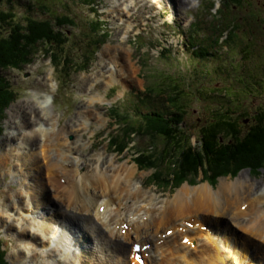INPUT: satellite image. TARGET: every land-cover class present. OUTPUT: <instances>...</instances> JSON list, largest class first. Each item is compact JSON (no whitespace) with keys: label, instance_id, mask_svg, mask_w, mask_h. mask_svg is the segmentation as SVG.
Returning a JSON list of instances; mask_svg holds the SVG:
<instances>
[{"label":"rangeland","instance_id":"374dc122","mask_svg":"<svg viewBox=\"0 0 264 264\" xmlns=\"http://www.w3.org/2000/svg\"><path fill=\"white\" fill-rule=\"evenodd\" d=\"M86 2L92 3L87 5ZM173 2L171 0H49V3L46 4L47 7L50 6L49 11H45L35 0H0V11H10L11 14L16 15L15 17L8 16L9 19L16 22H21L30 16L35 20L47 19L50 21H53L55 17L69 16L75 23V26L64 24L60 29L67 38L62 47L61 60L69 57L72 64L68 63V68L61 70L57 66L53 67L49 56H45L43 51L47 49V46H38L34 50V57L30 64L22 65L19 68L10 67L2 72L9 82L10 88L16 93L15 100L6 109L0 124V252L3 253L6 264H34L30 261L29 253H27L33 249L39 250V253L43 251L39 257L42 264H58L57 260L53 261L55 257L48 256L49 249L52 247L61 249L60 255L56 257L62 262L61 264H81V261L86 260H90L88 264H110L104 259L114 257L113 249L108 246L109 240L106 238V234L93 223V218L81 216L83 214L72 216L73 210L66 209L65 203L61 205L56 201L62 194L51 186L47 180L49 176L47 173H44L42 178L40 177L41 183L47 188L45 205L52 203L53 210H59L66 214L68 211L75 226L69 225V223V226H59L61 217L59 223L51 225L52 228L60 232L59 238H51L49 243L45 239L39 238L35 241L36 244L30 243L25 238V241L30 244L28 247H33L30 250H25L26 244L21 243V240H17L15 237L20 222L25 218L27 224H32L30 229L28 228L30 230L29 240H31V228L34 231L41 225V221L46 222V220L40 219V216L36 217V214L42 212L35 213L36 207L33 209L21 208L17 198L22 199L23 197L20 194L16 196V192L20 188L18 183L24 181V176H27L28 184H33L38 173L37 169L31 170L28 165L22 167L21 162L15 156L18 154L17 151L19 153L21 151L18 148L22 142L19 138H22L23 135L16 137L13 142L3 139L4 136H9L14 131L16 124L20 126L24 121L20 106L35 108L37 102L39 103L38 108H41H36L37 114L44 116L45 112L47 115L45 118L54 125V130L56 132L60 130L61 144L69 143L71 148L79 149V152L71 156V158H80L86 163V166L80 169L79 175L87 173L93 178L110 176L111 180L116 181L119 177L123 180L127 171H133L130 187L132 191L139 188L141 193L139 199L133 197L127 202L126 211L130 207L129 209L133 212L135 208L139 207L140 211L137 212V215L148 221L145 220V223H148L147 229L152 221H155L156 224L162 221L163 217L159 219L155 215L166 207L162 226L157 229V233H166L170 228L172 230L174 224L182 227L181 222L183 221H190L194 225V221H197L198 218L204 224L203 229H209V233L215 238L217 235V246L231 249L227 252L219 251L206 231H194L192 235L197 237L198 247L187 253L179 246V242L177 243L180 234H175L177 235L176 242L169 240L171 235L168 236L169 238L166 237L167 249L158 248L156 251L157 244H153L150 253L152 256L145 261V264H150L152 260L154 262L151 264H236L238 259L240 264H249V262L256 264L253 260L254 255L264 256L262 238L257 236L260 239L258 240L255 236L246 233L248 226H251L249 222L255 213L235 219L240 227L233 223V219L231 220L232 216L236 214V211L233 210H236L238 206L242 207L246 203V199L253 197L252 195L264 196V167L256 172H252L249 168H243L235 175L228 173L217 176L214 185H209L208 181L203 179L202 169H200L198 175L186 176L185 180L179 183L175 189L169 190L170 188L166 189L165 186L149 183L148 177L153 169L151 167L141 168L137 161V164L135 163L136 158L142 152H150V146H153L154 151L158 152L165 143L160 139L150 140V143L148 138L132 135L122 136L117 124L111 119L112 116L109 112L111 108H116L121 114L124 112L136 113L135 106L138 113H147L146 111L151 112V110L170 113L174 112L173 106L175 105L179 111H182L184 120L180 144L183 146L184 139L187 137L194 149L199 146L197 141L200 137V130L216 119L215 113H226V121L229 124L237 121L240 123L239 114L242 117L253 119L247 121V124L241 128L236 124L239 130H247L255 122L259 125V121L255 118L264 108V0H245L241 6L232 3L229 4L230 6L227 5L225 10L224 0H188L186 3L182 0H173ZM219 2L222 4L220 12L213 14L219 6ZM179 6L181 8H178ZM94 10L96 11L93 12ZM140 13L141 18L139 17ZM97 17L103 21L102 30L106 37L100 42L102 45L96 47L97 38L92 31L99 28L94 27L91 30L89 22L92 19L94 21ZM229 20H235V22L230 23ZM232 25H234L233 33L226 42L228 34L225 30L232 29ZM0 26L4 32L5 27L3 24ZM215 38L216 45L212 43ZM206 53L210 55L206 56ZM119 57L128 58V66H125V62ZM102 59L104 61L99 64ZM100 65L106 66L105 73L100 72ZM110 66L115 67V74L108 71ZM103 77L105 78L102 79ZM96 78L99 81H96ZM163 82L170 85L169 87L177 84L180 90L177 104H169L165 96H155L160 84H163V88L168 87ZM145 89L148 92L144 94ZM143 94L147 95L146 99L139 101ZM40 95L45 99H38ZM166 97L168 98L169 94ZM43 100L45 103H42ZM90 111L92 112L90 113ZM243 111H246L247 114ZM73 122L77 123L75 127H73ZM10 123L11 126H9ZM32 126H35V122ZM31 130L27 129L26 131ZM113 134H116L117 137L115 144L117 148H111L107 144V140ZM122 144L123 149L119 152L118 147ZM166 147V150L170 151L173 144ZM48 152L52 159L60 160V156L57 155V147L51 146ZM43 154V149H38L36 146H33L32 151L25 152V155L36 159ZM40 158L41 163L45 164L42 157ZM166 162L165 160L162 163V167ZM174 165L177 167V164H173L172 161L170 168L173 169ZM221 180H225L229 184L239 180V183L246 182L252 187L251 191L246 189L248 187L240 190L242 201L238 200L233 207H231V203L234 201L231 196L229 201H222L225 208L230 210L228 213L222 209L216 213H207L206 209H200L191 202L187 203L189 204L188 210L182 209V214L177 216L180 209H175V213H172L168 207L173 202L177 191L185 185L193 188L207 184L215 192L218 191ZM53 181L58 184L55 180ZM61 182L60 185L63 184ZM84 184L89 190L93 189L87 182ZM260 195L259 199H255L257 202L264 203V198H261ZM190 196L192 195H189L187 199ZM24 200L28 202V198ZM99 201L100 199L97 200L98 204H100ZM226 201L228 203H225ZM261 209L264 211V204ZM63 219V223L68 221L64 217ZM10 224L13 225V229L6 231ZM97 226L102 231V236H96ZM174 227L177 228V226ZM119 230L117 229V232L121 239L113 238L114 241H110L124 248L123 254L115 255L116 264L133 263L129 258L131 253L127 255V248L133 240L140 245L143 243L150 245L156 240V237L151 236L150 228L140 231V235L144 238L141 241L133 239L134 237L131 240L128 239L129 235L133 234L131 236H134L133 231L131 234L125 235ZM222 230L225 232H220ZM89 231L95 232L92 235L93 232ZM178 233L180 232L178 231ZM181 234L185 236L188 233L181 232ZM86 235L89 238H86ZM159 235H157L158 238H162V235L163 238L165 237L164 234L160 237ZM75 236L81 237L75 238ZM55 240L57 241L55 242ZM229 240L235 241L238 245L229 243ZM156 242L161 243L160 240ZM161 246H165V243ZM22 248L25 253H20L17 258L15 253ZM174 248L179 250L172 251ZM90 251L95 252L96 255L91 259L88 258ZM233 251L240 253V257ZM158 254L161 256H157ZM180 254L186 255L187 260H181ZM173 256L178 259H173Z\"/></svg>","mask_w":264,"mask_h":264},{"label":"bare ground","instance_id":"6f19581e","mask_svg":"<svg viewBox=\"0 0 264 264\" xmlns=\"http://www.w3.org/2000/svg\"><path fill=\"white\" fill-rule=\"evenodd\" d=\"M171 1L173 2V0H171ZM178 1H180V0H178ZM182 2L186 3V2H188V0H182ZM175 7H176V5H175ZM178 8H181V6H179ZM136 13H137V10H136ZM139 17L140 18L142 17L141 13L139 14ZM119 59H121L125 62V64H124L125 66H128L127 65L128 58H120L119 57ZM103 61H104L103 59L100 60L99 64H102ZM104 63H106V66L108 65L106 61ZM100 66H101V67H99L100 72L105 73V71H106L105 67L106 66H102V65H100ZM108 71L113 72V74H115L116 70H115L114 66H110V67H108ZM106 75H107V72H106ZM104 78L105 77H103L102 79H104ZM95 80L99 81L98 78H96ZM38 99H45V98H44V96L40 95V97L38 96ZM42 103H45V101L43 100ZM38 104H39L38 102L35 104V108H33L31 106H29L28 108H23V106H20V111L22 110V113L24 116V121L21 122L20 126H18L16 124L14 126V131L9 136L6 135L3 138L4 140H7L8 142H13L16 140V137H18V136L22 137V135H23L22 138H19L22 141L20 144V147H18L21 151H20V153H19V151H17L18 154H15V156H16V158H18L19 162H21L22 167L28 165L31 167V170H33V169L38 170L37 176H35L36 181H34V183H33L34 185L28 184L27 180H26L27 176H24L25 179L23 182L18 183L20 185V188L16 192V196L20 194V196L23 197L22 199L17 198L18 202L21 204V208L29 207V208L33 209L36 207L35 213H38V211H42L40 214L39 213L36 214V217L39 218V216H40V219L46 220V222L41 221V225L37 229H34V231L31 228V231H32V232H30L31 240H29L30 239L29 238V231H30L29 229L32 226V224H27L26 218L23 219L22 222H20V227H19V230L16 231L15 237L17 240H21V243L26 244L24 247L25 250L33 249V247H28V246H30V244L25 241V238H27L28 241L30 243H33V244L39 238L42 240L45 239L46 242H48V243H49V239H51V238H55V239L59 238L58 236L60 235V232H58L57 230L52 228L51 225L59 223V220L61 217H62V219L64 217L68 221L66 223H63V221L61 219L59 226H62V227H64V225L75 226L74 220L72 219V217L70 216L68 211L66 214L65 212H61L59 210H53L52 209V203H47L48 204L47 206L45 205V202H47L46 201L47 197L45 196L47 188L43 185V183H41V178H42L41 176L44 173H47V175H49L47 180L49 181L51 186L58 193L62 194L61 197H58L56 201L60 202L61 205H63V203H65L67 206L66 209L73 210V213L71 214L72 216H75L76 214H79V215L83 214L81 216H90L91 219L93 218L95 225H98L100 227V229L103 231V233L106 234V236L108 238H114V239H118V240L121 239V236L118 234L117 229H120L119 231H121L123 229L124 224H127V230H126L127 232L125 231V233H124L125 235L131 234V231L133 230L132 233H134V236H131L133 234L128 236V239H130V240L133 237H134L133 239H136V240L137 239H144L140 235V231L144 230V228L146 230H148L150 228L152 230V233L150 232V234L153 238H155V236L157 234V232H156L157 229L162 226L164 216H165V212L167 210L166 207H164L163 210H159L155 215V216L159 217V219H160V217H163V219L161 218L162 221L159 224H156L155 221H152L151 223L149 221L150 225H149V228L147 229L146 227H147L148 223H145L146 219H143L142 217H140V215H137V212L140 211L139 207L135 208V210L133 212H131L132 210L129 209L130 207L126 211V208H127L126 206L128 205L127 202L132 200L133 197H135L136 199H139V194L141 193V190L139 188L134 189V191H132V188L130 187L131 186L130 182H131V178L133 175V171H130V172L127 171L126 176H124L123 180H122V178L119 177V178H117L116 181L111 180L110 176H102L100 178H98L96 176L97 178H93L92 176H90L87 173L79 175L80 169L85 167L86 163L80 158H71V156H73V154H76L77 152H79V149L71 148L69 146V143L66 145L61 144L60 137H59L60 130H58V132H56L54 130V125L50 124L49 119L45 118V116H47L45 114V112H44V116L37 114L36 108H38ZM43 111H44V109H43ZM91 112L92 111H90V113ZM35 114H37V117H35ZM34 122H35V126L33 127L32 125ZM67 123H68V121H67ZM69 123H70V121H69ZM73 123H74L73 127H75L77 125V123H75V122H73ZM11 125L12 124L10 123L9 126H11ZM27 129H32V130L26 131ZM33 146H36L38 149L42 148L44 151V154L42 156H38L37 159L30 157L29 155H25L26 151L30 152L33 150ZM51 146L57 147V153H58L57 155L60 156V158H59L60 160H57L55 158L52 159L50 157V155L48 154L49 153L48 150ZM46 150H47V152H46ZM45 155H47V156H45ZM40 157H42L43 161H45V164L41 163ZM64 166H66V169H64ZM27 175H29V174L27 173ZM62 179H63V182H61ZM53 180L58 182V184L55 183ZM238 181L239 180L229 184L225 180H221V182L218 185V187H219L218 191H215V192H213L212 189L210 188V186H208L207 184H204V185H201L198 187H193V188L192 187L190 188V187L185 185L179 191H177L173 202L168 207L170 208L172 213H175L174 210L178 209V208L180 209V212H181L182 209L188 210L187 208L189 207L188 206L189 204H187V203L193 202L194 205H197L200 209H206L207 213H210V212L216 213L220 209H222L226 213H228L230 210L228 211V209L225 208V206L222 203L223 200L229 201L230 196H231V198L234 201L233 203H231L232 204L231 207H233L237 203L238 200L242 201V198L240 196V190H243L246 187H248L246 189H248L250 191L252 190V187L250 185H248L246 182L239 183ZM60 182L63 184L60 185ZM86 182L89 184V186H92L93 189L89 190L87 188V186L84 184ZM25 191H26V193H25ZM98 192H100V194H97ZM13 193H15V192H13ZM109 194H111V195L108 196ZM189 195H192V196H190L187 199V197ZM259 195H252L253 197H249V199H246L248 201V203L245 201L246 203L242 207L238 206V208H236V210H233V211H236V214H235V216H232L231 220L233 219V223H235V225L240 227L239 223L236 222L235 219H237L240 216L252 214L254 212L255 215H254L253 219L249 222L251 224V226L250 225L248 226L246 233H249L250 235H252L253 237L255 236L256 238H257V236H259L262 238V241H264V221H263L264 220V211L261 209V206H263L264 203H262L260 200H259L260 202L256 201L257 198L259 199ZM0 196H1V194H0ZM7 196L11 197L12 195H7ZM25 198H28V202H26L24 200ZM261 198H264V196H261ZM98 199H100V201H99L100 204L97 203ZM186 200H188V201H186ZM215 201H217V202H215ZM228 201H226L225 203H228ZM100 206H103L102 212H100V210H99ZM129 206H131V205H129ZM145 208H146V206H145ZM122 210H124V212H122ZM147 212H148V210H147ZM180 212L178 213L177 216H179V214H182V212L181 213ZM152 214H154V213H152ZM130 216H131V218H130ZM150 218L153 219L152 217H150ZM141 219H142V221L139 222V220H141ZM197 221H194L195 222L194 225L191 224L190 221H188L185 223L186 225L183 224L182 227H181V225H178L179 227H177L176 229L173 228L171 230V234H170L171 238L169 240L176 242L177 235H175V234H181V232H187L188 234H186L185 236L183 234H181L183 236L181 237L179 246L182 249L186 250L187 253L189 251H191V249L196 250L198 247L197 237L192 235V233H194V231H203L202 226H204V224L200 222L201 224L199 227V223ZM68 223H69V225H68ZM25 224H27V226H25ZM76 227L79 228L78 225H76ZM99 227L96 228V233H97L96 236H102V231H100ZM199 228H201V230ZM11 229H13V225L10 224V226H8L6 231L11 230ZM208 230H205L208 233L207 235H209L210 239L212 240V243L216 245V243L218 242L217 235L215 238L212 234L209 233ZM178 231L180 233H178ZM89 232H91V233L93 232L92 233V235H93L95 231H89ZM220 232L224 233L225 231L222 230ZM154 233H155V235H154ZM86 234H88V233H86ZM225 234H227V233H225ZM170 235H169V237H170ZM220 236L222 237L221 233H220ZM80 237L81 236H75V238H80ZM82 237H84V236H82ZM166 237H168V236L164 237L165 240L167 239ZM86 238H89V237H87V235H86ZM104 238H105V235H104ZM104 238H103V240L105 241ZM62 239H63V237H62ZM62 239H60V240H62ZM183 239H187L186 245H188V246L183 245V243H182ZM258 240H260V239H258ZM115 242H117V241H115ZM229 243H233L235 245H238V243L236 244L235 241H233V240H229ZM108 244H109L108 246L113 249V256L114 257L105 258L104 261H108L110 264H116L115 257L117 255L123 254L124 248L119 246V245H115L114 242L108 241ZM73 245H75V244L73 243ZM143 245H145V244H143ZM143 245H141V246H143ZM21 250L16 251L15 255L17 256V258H18V255L20 253H22V252H23V254L25 253L23 248ZM131 250H132V248H131ZM148 250H151L150 246L145 251H148ZM178 250L174 248V250H172V251L177 252ZM217 250H219V251L224 250L227 252L228 250H231V249H229V248L225 249V246L222 248L220 246H217ZM80 251H81V247H80ZM41 252L43 253V251H41ZM27 253H29V257H30L31 262H33L34 264H42L39 261V257L42 254V253H39V250L36 251L35 249H33L30 251H27ZM60 253H61V249L59 247H56L55 249H53V247H52V249H49V255L48 256L50 258H51V256L55 257V259L53 261L57 260L58 261L57 263L61 264L62 262L56 258L57 256L60 255ZM234 253H236V252H234ZM239 254L240 253H238V252L236 253V255L238 257H240ZM241 254L243 255L244 253H241ZM95 256H96L95 252H91V253H89L88 258L91 259ZM150 256H152V254ZM150 256L148 255L147 257L150 258ZM157 256H161V255L158 254ZM260 256L254 255L253 260L255 261L256 264H262V261H264V256L263 255H260ZM132 258L134 259L133 256H132ZM173 259H178V257L173 256ZM180 259L186 261L187 257H186V255H183V256L181 255ZM114 260H115V262H114ZM20 261H21V258L19 259L18 262L20 263ZM89 261L90 260L81 261V264H88ZM151 262H154V260H152ZM151 262H150V264H151ZM238 263L240 264L239 259L236 262V264H238ZM69 264H71V263H69ZM143 264H145V262ZM249 264H251V263L249 262Z\"/></svg>","mask_w":264,"mask_h":264},{"label":"trees","instance_id":"16d2710c","mask_svg":"<svg viewBox=\"0 0 264 264\" xmlns=\"http://www.w3.org/2000/svg\"><path fill=\"white\" fill-rule=\"evenodd\" d=\"M241 1L243 4L245 0H224V10L227 5L238 4ZM35 2L42 10L49 11L50 6H46L49 0H35ZM91 3L86 2L87 5ZM8 16L15 17L16 15L11 14L10 11H0V24L5 27V31L2 32L0 26V124L4 118L5 109L15 99V94L1 76V71L10 67L19 68L22 65L30 64L34 57V50L38 46H47V49L43 50L44 54L51 58L53 65L60 66L61 70H65L66 67L68 68V63L72 64V62L69 57L61 60L62 47L66 41L64 33L60 29L64 24L75 26L74 20L69 16L55 17L53 21L35 20L30 16L21 22L11 20ZM89 26L91 30L94 27L99 28L92 32L94 36L97 35L96 40L102 42L106 36L105 33L100 34L102 22L92 19ZM167 86L163 88V84H160L155 96H165L169 104H177L180 98L177 84H173L171 87ZM147 92L145 89L144 94ZM143 96L139 98V101L146 99L147 95ZM134 110L136 113L124 112L121 114L116 108H111L109 112L122 136L132 135L148 138L150 143V140L160 139L165 143L158 152H155V148L150 146V152H142L139 159L135 160L139 167L153 169L148 177L149 183L153 182L172 190L185 180L186 176L198 175V171L202 169L203 179H206L210 185H214L217 176L228 173L235 175L243 168H249L252 172H256L264 167V110L255 118L259 121V125H253L241 133L236 130L233 123L229 124L226 121V113H215L216 119L200 130V137L197 141L199 146L196 149L192 147L187 137L184 139L185 144L183 146L180 144L184 120L182 111H179L175 105L173 106L174 112L170 113L151 109V112L138 113L136 106ZM116 142V134H113L109 137L107 144L111 148H117V146L115 147ZM169 144H173V147L167 151L166 146ZM122 149L123 144L118 147V151L121 152ZM165 160L167 162L162 167ZM172 161L173 164H177V167L174 165L173 169L170 168ZM0 264H6L1 252Z\"/></svg>","mask_w":264,"mask_h":264},{"label":"flooded vegetation","instance_id":"af4514ba","mask_svg":"<svg viewBox=\"0 0 264 264\" xmlns=\"http://www.w3.org/2000/svg\"><path fill=\"white\" fill-rule=\"evenodd\" d=\"M242 104H243V103H242ZM262 110H264V108H263ZM243 113L247 114L246 111H243ZM247 116H249V115H247ZM245 117H246V116H245ZM245 117H241V114H239V121H240V123H238V121H237L236 123H233V124L235 125V127H236V130H237L239 133L244 132V131H246V130H239L238 127H239V128L244 127L245 124H247V121H249V120H253L252 118H245ZM236 124H237L238 127L236 126ZM254 125H257V123L255 122ZM257 126H258V125H257ZM248 127H249V126H248ZM249 128H250V127H249Z\"/></svg>","mask_w":264,"mask_h":264}]
</instances>
